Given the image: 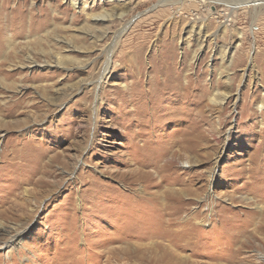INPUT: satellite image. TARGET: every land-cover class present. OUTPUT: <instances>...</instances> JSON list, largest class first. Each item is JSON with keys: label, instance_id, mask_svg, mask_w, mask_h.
Returning a JSON list of instances; mask_svg holds the SVG:
<instances>
[{"label": "rangeland", "instance_id": "1", "mask_svg": "<svg viewBox=\"0 0 264 264\" xmlns=\"http://www.w3.org/2000/svg\"><path fill=\"white\" fill-rule=\"evenodd\" d=\"M241 1L0 0V264H264Z\"/></svg>", "mask_w": 264, "mask_h": 264}, {"label": "bare ground", "instance_id": "2", "mask_svg": "<svg viewBox=\"0 0 264 264\" xmlns=\"http://www.w3.org/2000/svg\"><path fill=\"white\" fill-rule=\"evenodd\" d=\"M70 1H74L75 2V0H70ZM253 2V3H252ZM257 0H244V1H241V2H238V3H236L237 5L235 6V7H233L232 8V10L231 11H234V10H236V9H238V8H240V6L241 5H247V4H251L252 3V5L253 6H257ZM160 3H162V1L160 2ZM33 18H34V16H33ZM37 18H38V16H37ZM41 18V17H40ZM56 18V17H55ZM93 18H96V19H99V20H101V22H104L105 21V19L106 18H108V16H107V14H102V15H94L93 16ZM41 20H43V19H41ZM35 22V21H34ZM41 22V21H40ZM48 21L47 20H44L43 21V24H42V26H40V25H38V29H40L41 27V29H43V27H45L46 26V23H47ZM39 24V23H38ZM33 26V25H32ZM36 28V27H35ZM31 29V28H30ZM118 38V35H117V37H116V39ZM27 60H28V62L29 63H34V60L32 59V58H30V57H27ZM107 64V63H106ZM32 66V64L30 65H21V67H27V68H29V67H31ZM212 102H215L216 100L215 99H212L211 100ZM264 106V103L261 101L260 103H259V106H258V109H261L262 107ZM170 194V193H169ZM174 194H176V193H174ZM179 195V194H178ZM185 195V194H184ZM187 196V195H186ZM173 202V201H172ZM197 212V211H196ZM263 213V212H262ZM196 214V213H195ZM195 214H194V216H195ZM175 216V215H174ZM176 218V217H175ZM194 219V218H193ZM203 219V218H202ZM211 219V218H210ZM181 221V220H180ZM179 221V222H180ZM177 222V221H176ZM263 225V224H262ZM20 235V234H19ZM18 238V236L17 237H14L13 239H12V241L11 242H13V244H15V241H16V243L18 242V241H20L21 239H17ZM235 239V238H234ZM240 241V240H239ZM12 244V245H13ZM237 244V243H236ZM249 244V243H248ZM11 245V243L8 245H6L7 247H11L12 246ZM247 245V244H246ZM251 245V244H250ZM240 246H242V244H240ZM243 249V248H242ZM245 249V248H244ZM234 250V249H233ZM237 251V250H236ZM239 251V250H238ZM242 251V250H241ZM233 255V254H232ZM229 256H231V255H229ZM240 256V255H239ZM231 258V257H230ZM234 258V257H233ZM237 259V258H236ZM239 259V258H238ZM231 260H232V258H231ZM242 260V259H241ZM177 261V260H176ZM235 261V260H234ZM244 263V262H243ZM220 264V263H219Z\"/></svg>", "mask_w": 264, "mask_h": 264}]
</instances>
